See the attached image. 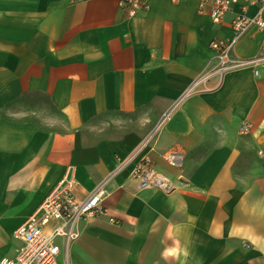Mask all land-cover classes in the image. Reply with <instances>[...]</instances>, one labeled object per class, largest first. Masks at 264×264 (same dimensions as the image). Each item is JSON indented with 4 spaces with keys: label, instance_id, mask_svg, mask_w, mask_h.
<instances>
[{
    "label": "crops",
    "instance_id": "obj_1",
    "mask_svg": "<svg viewBox=\"0 0 264 264\" xmlns=\"http://www.w3.org/2000/svg\"><path fill=\"white\" fill-rule=\"evenodd\" d=\"M119 1L0 0V259L71 172L79 198L104 183L106 214L78 223L62 264H264V61L192 86L240 5L213 22L199 0L132 15ZM263 34L251 26L231 58L259 57ZM144 155L173 189L139 187Z\"/></svg>",
    "mask_w": 264,
    "mask_h": 264
},
{
    "label": "built area",
    "instance_id": "obj_2",
    "mask_svg": "<svg viewBox=\"0 0 264 264\" xmlns=\"http://www.w3.org/2000/svg\"><path fill=\"white\" fill-rule=\"evenodd\" d=\"M79 1L83 0H70L72 3ZM206 4L210 5L209 16L213 22L219 21L231 12L236 4L240 5V11L231 20L233 35L229 38L212 39L209 42V47L214 52V60L192 86L213 75L221 76L236 67L264 61V34L261 42L262 54L259 57L234 60L230 56L237 39L251 26L264 32V0H244L243 3H239V0H199V8H204ZM251 4L256 5L257 9L253 15H247V7ZM119 5L127 7L129 15L146 7L141 0H120ZM254 74H258L257 69L254 70ZM251 128L252 123L244 121L239 131L247 134ZM142 146L143 144L135 154L140 152ZM163 157L174 167L181 166L183 161V153L180 151L166 152ZM127 161H120L119 164L123 165ZM131 176L138 181L140 188L151 187L165 192L173 189L170 179L145 155L135 162ZM75 186L73 173L66 172L40 205L13 230L12 237L20 242V246L14 257L2 258L0 264H62L61 248L69 247L79 237L78 223L87 218L106 214L102 205L104 183L98 185L84 198L77 196ZM52 220H55L56 224L46 232L45 228Z\"/></svg>",
    "mask_w": 264,
    "mask_h": 264
}]
</instances>
